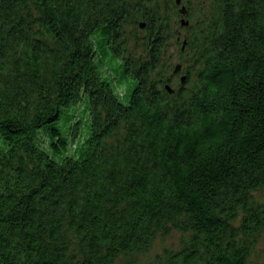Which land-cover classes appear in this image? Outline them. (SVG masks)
<instances>
[{
  "label": "trees",
  "instance_id": "trees-1",
  "mask_svg": "<svg viewBox=\"0 0 264 264\" xmlns=\"http://www.w3.org/2000/svg\"><path fill=\"white\" fill-rule=\"evenodd\" d=\"M263 240L264 0H0V264H258Z\"/></svg>",
  "mask_w": 264,
  "mask_h": 264
},
{
  "label": "rangeland",
  "instance_id": "rangeland-1",
  "mask_svg": "<svg viewBox=\"0 0 264 264\" xmlns=\"http://www.w3.org/2000/svg\"><path fill=\"white\" fill-rule=\"evenodd\" d=\"M177 31L179 32L180 36L184 39L185 35H186V32L184 31V29L178 27ZM171 41L172 40L169 41L171 43V45L169 44V46H167L166 53L168 56L171 54V58H172L171 63L173 66H176L177 64H180L181 62H180V59L178 57V47H177V45H174V43H172ZM179 79L180 78H177L176 80L174 79V81L177 83V81H180ZM178 84H179V82H178ZM71 112L76 113V110H73ZM179 239H180V234H176V233L173 234L172 236L166 238V239H163V240L159 239L154 244L153 249H152V254L150 256L160 254L164 248H174V249L178 248V240ZM257 252H258L257 255H259L258 259H257L258 264L264 262V240L261 241V243L257 249Z\"/></svg>",
  "mask_w": 264,
  "mask_h": 264
},
{
  "label": "water",
  "instance_id": "water-1",
  "mask_svg": "<svg viewBox=\"0 0 264 264\" xmlns=\"http://www.w3.org/2000/svg\"><path fill=\"white\" fill-rule=\"evenodd\" d=\"M178 4L180 5V1H178ZM180 13H181V15L185 16V15H186V9H185V8H182V9L180 10ZM181 25H182L183 27H187V26H189V22H188L185 18H183V19L181 20ZM141 28L144 29V28H145V24H142V25H141ZM185 46H186V42H184L183 50L185 49ZM181 70H182V66H181V65H178V66H176V68H175V70H174V73H175V74H178V73L181 72ZM186 81H187V77H186V76H181V77H180V83H181L182 85H184V84L186 83ZM166 89L168 90V92L173 93V90H172V88H171L169 85L166 86Z\"/></svg>",
  "mask_w": 264,
  "mask_h": 264
},
{
  "label": "flooded vegetation",
  "instance_id": "flooded-vegetation-1",
  "mask_svg": "<svg viewBox=\"0 0 264 264\" xmlns=\"http://www.w3.org/2000/svg\"><path fill=\"white\" fill-rule=\"evenodd\" d=\"M182 75H180V76H177L175 79H177V78H180Z\"/></svg>",
  "mask_w": 264,
  "mask_h": 264
}]
</instances>
